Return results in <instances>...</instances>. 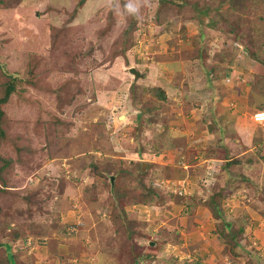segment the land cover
Listing matches in <instances>:
<instances>
[{"label": "rangeland", "instance_id": "obj_1", "mask_svg": "<svg viewBox=\"0 0 264 264\" xmlns=\"http://www.w3.org/2000/svg\"><path fill=\"white\" fill-rule=\"evenodd\" d=\"M0 63L17 84L1 103L0 264H264V0H0ZM237 113L255 142L233 164L242 137L214 127ZM192 151L216 165L207 184L205 159L182 164ZM223 185L234 195L209 206ZM222 220L243 228L239 255L211 251Z\"/></svg>", "mask_w": 264, "mask_h": 264}, {"label": "trees", "instance_id": "obj_2", "mask_svg": "<svg viewBox=\"0 0 264 264\" xmlns=\"http://www.w3.org/2000/svg\"><path fill=\"white\" fill-rule=\"evenodd\" d=\"M239 3L237 2V4H235L234 3V5H230V7L232 8V9H237L238 7H239V5H238ZM243 8H246V5H243ZM202 13V15L204 16V17H207V16H209L208 14V9L207 10H203V12H201ZM73 14H71L70 16H72ZM209 23H214V20H209ZM137 25V27H138V24L134 21L132 24H128L127 25V27L123 30V36L124 37H127V39H128V42L126 43V45L124 46V48H123V51H126L128 48H130L132 45H133V43H130V38H131V36H132V32H133V29L135 28V26ZM53 29H54V31H56L57 30V28L56 27H53ZM54 33H55V35H54ZM56 37H57V35H56V32H52V39H53V42H55L56 41ZM136 43L134 42V45H135ZM2 63H0V68H2V70H1V72L3 73V75H5L6 77H7V80L4 82V95L0 98V121H1V118H2V116L4 115V112H3V110H2V108H1V103H3V102H5L7 99H8V97H9V95L16 89V87H17V84H16V82H15V80H16V74L14 73H9V72H6V70L4 71L3 70V66L1 65ZM35 70V69H34ZM34 70H29L28 72H27V74L24 76L25 77V82H27V83H29L30 85H32L33 87H37V88H42L43 86H42V84L40 83V81H39V74H35V71ZM18 75V74H17ZM152 87H156V88H152ZM151 88L153 89L152 91H156V90H158L159 88L157 87V86H152ZM158 88V89H157ZM162 92H163V90H161L160 91V89H159V94L161 95L162 94ZM258 110H263V108H262V106L260 107V109H258ZM210 129H212L213 128V125H211L210 127H209ZM1 134H4V130L1 128V124H0V135ZM1 160H3V158L1 159ZM120 160H122V161H126L127 159H125V158H120ZM238 160V159H237ZM136 161V160H135ZM232 161V163H235L236 162V159H232L231 160ZM129 162H131L130 160H129ZM195 162V161H194ZM135 163V162H134ZM137 163H139V168L137 169L138 170V172L140 173V174H142V170H140V163L141 162H137ZM132 165H134V164H132ZM4 168V167H3ZM3 168H1V171L3 170ZM121 173H124L125 171H128L127 169H125V167H123L122 166V168L121 169H118ZM161 172L160 171H158V173H157V175L158 174H160ZM204 173H205V168H203V170L201 171V174H203L204 175ZM145 174V172H143V175ZM121 179H123V180H126V179H128V178H126V177H122ZM122 182H124V181H121V182H119V183H122ZM201 181H199V183H200ZM118 184V183H117ZM200 185H204V181L203 182H201L200 183ZM216 185V184H215ZM216 187V186H215ZM214 187V188H215ZM149 188V194H154L155 193V191H156V187H154V186H149L148 187ZM226 189V190H225ZM227 185H223L222 187H220V188H218V189H215V191H213V192H211L210 194H208V200H207V203H208V205L209 206H211V207H215V204L217 205L219 202H221L225 197H226V195H227ZM117 192H118V195H121V193L122 192H120L119 190H117ZM177 193V192H176ZM157 204V203H156ZM219 215L220 216H223V212L221 211V210H219ZM114 220V219H113ZM116 225H118V224H116ZM235 228L237 229V230H235ZM242 227H236V226H232V225H228V223H226L224 220H222L221 222H219V224L216 226V230H215V234H216V237H217V239H220V240H218V243H221V244H223L222 242H221V240L222 241H224L228 246H229V249H231V250H233L232 252H233V255H239V252H240V250H238V248L241 246V244L238 242V241H236L235 240V238H236V236L239 234V232H240V230L242 231ZM127 234L128 235H131L132 233H131V230L130 229H128V231H127ZM11 251V249L9 248L8 250H7V252H10ZM264 255V254H263ZM143 256L144 257H147V256H151V255H149V254H143ZM13 258V255L12 254H8V256L6 257V260H11ZM137 260H139V259H135V261H137ZM13 264V263H12Z\"/></svg>", "mask_w": 264, "mask_h": 264}, {"label": "crops", "instance_id": "obj_3", "mask_svg": "<svg viewBox=\"0 0 264 264\" xmlns=\"http://www.w3.org/2000/svg\"><path fill=\"white\" fill-rule=\"evenodd\" d=\"M209 15V14H208ZM207 17H209V16H207ZM208 20H210V18H208ZM237 43V42H236ZM244 49V51H245V49L246 48H243ZM247 51V50H246ZM246 53V52H245ZM239 55H241L240 53H239ZM231 67H234L233 65L231 66ZM245 79H249V80H251V75H246V77H245ZM224 81H229L227 78L226 79H223ZM226 81V83H228ZM239 85H242V82L240 81L239 82ZM155 86V85H154ZM240 88H241V86H240ZM163 89V88H162ZM240 92V91H239ZM237 95H241V92L240 93H238ZM237 95H233L232 97H235V96H237ZM126 97H128V94L127 95H125ZM127 102V101H126ZM204 102H206V101H204ZM216 102V101H215ZM243 102H245V99L243 100ZM226 101H222L221 103H220V107L223 109V107H227L226 106ZM230 103H233L232 101L230 102ZM218 104H219V102L217 101V104H215L214 103V106H215V108L218 106ZM253 112H255V111H253ZM259 112H264V109L263 110H260ZM230 113H234V112H230ZM216 121H218V118H216L215 119ZM251 121H254L253 120V118H252V114H251V116H250V120L245 116V117H243V118H241V114H239V113H237L236 114V116L233 118V121L231 122V123H229V124H224V123H217V122H215V127H214V129H216L217 128V130H220V131H222V134H223V136H228V135H240V137H242L241 139H242V142H243V145L242 146H239V147H234L233 145L234 144H232V148H229L230 149V152L232 151L233 153H240V155L238 154V155H236L235 157H233L232 158V156L231 157H229V160L228 161H230V160H232V159H236V162L235 163H239V162H241L243 159H242V157H244L243 155H245L246 157H251V156H249L248 155V153H249V151L251 150V149H253V147H251V146H253L254 145V142H255V140H254V138H251L252 136H251V131L253 132V130L250 128V126L247 124V123H249V122H251ZM253 123V122H252ZM253 125H256V124H254L253 123ZM166 127V126H165ZM166 128H168V127H166ZM207 129L209 128V127H206ZM154 128L153 127H150V128H147V135L149 136V137H154V135H155V130H153ZM163 130V129H162ZM209 130H210V128H209ZM250 133V135H249V137H248V132ZM253 134V133H252ZM157 135V134H156ZM233 137V136H232ZM224 139V138H223ZM241 141V140H240ZM232 143V142H231ZM264 143V142H263ZM259 145H263V144H261V143H259ZM228 147V146H227ZM229 147H231V146H229ZM255 147V149H256V151L257 150H260V152L259 153H262V150L264 149L263 147H260V146H254ZM260 147V148H259ZM250 149V150H249ZM136 154V153H135ZM205 154H204V152H202V153H198V152H194V151H192V152H190L189 153V155H187V158H185V155H184V157L183 158H185V160H183L182 162V164H189V161H196L197 162V158H199V157H201V158H203V159H205V160H207L206 159V157L204 156ZM134 157H138L139 159H140V156H139V154H136V155H133ZM210 158H212V159H215V158H213V157H210ZM147 160H149L148 158H146ZM202 159V160H203ZM238 159V160H237ZM251 160H252V157H251ZM186 162V163H185ZM188 162V163H187ZM231 163H232V161H231ZM181 164V165H182ZM200 164V163H199ZM203 164V163H202ZM234 164V163H233ZM169 165V164H168ZM229 165V164H228ZM170 166V165H169ZM169 166H168V168H169ZM198 167L200 168V169H203L204 168V165H201V166H199L198 165ZM214 167H216V165H214ZM172 168L173 169H175V170H177L178 168H180V165L179 164H177V163H174V164H172ZM217 170V169H216ZM218 171H219V169H218ZM217 171V172H218ZM241 173V172H240ZM217 174V173H216ZM244 174H246L245 172H244ZM225 183H228V182H225ZM230 184V183H229ZM258 188V190H259V193H261V192H263L264 191V182H259L258 181V186H257ZM196 190V189H195ZM226 190V189H225ZM212 192V191H211ZM227 195H229V196H227L226 195V197L223 199V200H225V199H227V198H229L230 196L232 197V195H234V194H231V187L229 188L228 186H227ZM251 192V191H250ZM250 192H248V193H250ZM235 193H237V192H235ZM240 207V206H239ZM259 208H260V210H262L263 212H264V205H262V206H259ZM257 214V213H256ZM257 215H259V217H257V218H259V221H264V213H261V214H257ZM212 240H213V245H212V248H211V251L214 253L215 252V250L216 249H218V246H221V244L220 243H218V239H217V237L214 235V237L212 238ZM218 251H216V253H217Z\"/></svg>", "mask_w": 264, "mask_h": 264}, {"label": "built area", "instance_id": "obj_4", "mask_svg": "<svg viewBox=\"0 0 264 264\" xmlns=\"http://www.w3.org/2000/svg\"><path fill=\"white\" fill-rule=\"evenodd\" d=\"M228 80H229V78H228ZM260 114H263L264 115V112H258V115H260ZM214 168V164L211 162V161H209V160H206V162H205V177H207V181H206V184L207 183H209V178H211V179H213V177L212 176H208L207 175V172L209 171V170H211V169H213ZM205 183V182H204ZM168 183L167 182H165L164 184H162V186H164V187H166V188H168ZM168 189H170V188H168Z\"/></svg>", "mask_w": 264, "mask_h": 264}, {"label": "water", "instance_id": "obj_5", "mask_svg": "<svg viewBox=\"0 0 264 264\" xmlns=\"http://www.w3.org/2000/svg\"><path fill=\"white\" fill-rule=\"evenodd\" d=\"M131 71L134 72V73L136 72V74H137V72H138V71L136 70V68H132ZM137 75H138V74H137ZM114 177H115V176H112V178H111V179H112V182H113V180H114Z\"/></svg>", "mask_w": 264, "mask_h": 264}, {"label": "clouds", "instance_id": "obj_6", "mask_svg": "<svg viewBox=\"0 0 264 264\" xmlns=\"http://www.w3.org/2000/svg\"><path fill=\"white\" fill-rule=\"evenodd\" d=\"M236 44H238L239 46H241V47H242V49H243V46H242V44H239V43H236ZM228 78H230V76H228V77H227V79H228ZM230 79H231V78H230ZM204 164H205V162H204Z\"/></svg>", "mask_w": 264, "mask_h": 264}, {"label": "bare ground", "instance_id": "obj_7", "mask_svg": "<svg viewBox=\"0 0 264 264\" xmlns=\"http://www.w3.org/2000/svg\"><path fill=\"white\" fill-rule=\"evenodd\" d=\"M55 4H56V2H55ZM133 136H134V134H133ZM14 201V200H13ZM9 205V204H8ZM12 209V208H11ZM253 235V234H252Z\"/></svg>", "mask_w": 264, "mask_h": 264}]
</instances>
